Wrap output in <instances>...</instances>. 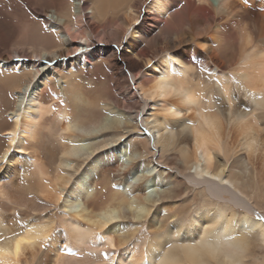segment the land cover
<instances>
[{"label":"bare ground","instance_id":"bare-ground-1","mask_svg":"<svg viewBox=\"0 0 264 264\" xmlns=\"http://www.w3.org/2000/svg\"><path fill=\"white\" fill-rule=\"evenodd\" d=\"M45 1L49 33L0 53V232L20 213L19 264H199L188 250L225 223L234 264H264V0Z\"/></svg>","mask_w":264,"mask_h":264},{"label":"snow or ice","instance_id":"snow-or-ice-1","mask_svg":"<svg viewBox=\"0 0 264 264\" xmlns=\"http://www.w3.org/2000/svg\"><path fill=\"white\" fill-rule=\"evenodd\" d=\"M187 103H191L190 100H186ZM209 111H214V109H209ZM11 119V118H9ZM180 123H188V121H180ZM209 122L206 120L205 124H208ZM179 124H177V127ZM11 135V134H9ZM104 155H115L116 161H119L121 159L119 152H118V146L114 145L112 146L111 152H104ZM93 164L96 163V161L92 162ZM92 165L89 164L88 167H91ZM138 167V166H137ZM227 169H221V172H226ZM136 175V171L132 170L128 176L125 178V183L128 182L129 179H132ZM211 181H216L217 185L223 184L227 186L228 188H231V185L229 184L228 180L225 178L221 180L219 176H213L209 178ZM78 184H80L83 188H87L89 184L85 181L84 177H80L77 181ZM73 192L75 195L70 193L72 199H75L76 196L80 195V189L77 188L76 184L73 185ZM215 215V213H214ZM257 220H264V217L259 216L256 214L255 217ZM9 219L15 221L17 224L19 230L13 231L11 235H4L3 232H0V244L13 241L15 240V254L17 258V264H19V260L23 254L24 245L28 243L27 241H23L22 239H18L23 237L24 235V229L27 227L25 223L22 222L20 218V213H14L12 214ZM32 223H36V220H32ZM123 227H126V225H123L121 223H113L112 226L109 229L108 233H105V235L114 234L119 232ZM215 226H212L214 228ZM239 225L233 224H222L220 228L212 230L210 228L209 232L210 234L202 241V243L197 247L193 249H189L188 251L191 253L192 256L197 257L199 259V264H208L209 261H214L215 264H234L236 255L239 252V246L234 245L231 243V241L235 240V236L230 235L229 233L231 231L237 230ZM31 231V229H29ZM68 236L67 232L63 233H57L56 236H54L48 243L47 247L52 250L53 255L56 251L60 252H68L69 246L66 244V238ZM95 240L103 242L104 237L97 234L95 236ZM113 248H115V245H112ZM11 248V246H10ZM0 252H4V249L0 248ZM7 255H11V251H8L6 253ZM105 258H108V254L105 253ZM0 264H5L4 260H0Z\"/></svg>","mask_w":264,"mask_h":264},{"label":"rangeland","instance_id":"rangeland-1","mask_svg":"<svg viewBox=\"0 0 264 264\" xmlns=\"http://www.w3.org/2000/svg\"><path fill=\"white\" fill-rule=\"evenodd\" d=\"M46 5L51 8V4L45 0H0V53L26 46V39L32 41L42 34L49 33L50 19L37 15L33 10L37 6L40 8ZM27 56L28 53L25 51L20 54L22 59H26ZM60 212L61 209H57V220Z\"/></svg>","mask_w":264,"mask_h":264}]
</instances>
